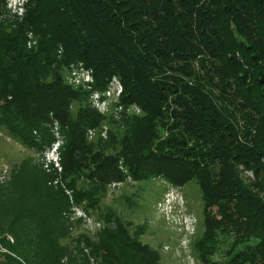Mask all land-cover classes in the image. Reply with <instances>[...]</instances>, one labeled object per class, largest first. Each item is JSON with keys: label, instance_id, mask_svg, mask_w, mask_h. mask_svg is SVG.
Returning a JSON list of instances; mask_svg holds the SVG:
<instances>
[{"label": "trees", "instance_id": "trees-1", "mask_svg": "<svg viewBox=\"0 0 264 264\" xmlns=\"http://www.w3.org/2000/svg\"><path fill=\"white\" fill-rule=\"evenodd\" d=\"M28 1L19 21L0 0V126L37 152L50 146L49 128L59 126L67 142L64 173L94 165L84 173L90 189L77 196L89 207L97 203L95 186L126 176H158L176 186L196 179L204 257L211 254L206 242L221 233L232 239L224 264H264V0ZM28 34L38 38L35 48L27 47ZM79 63L95 87L117 77L121 103L145 111L122 146L120 165L100 153L86 160L84 135L100 118L87 107L70 115L83 93L56 68ZM158 119L166 137L153 144ZM25 200L9 209L11 221L0 232L8 252L2 263L63 264L66 257L64 264H88L87 253L81 258L63 244L64 200L50 189L34 203ZM108 217L96 239L83 238L93 260L158 263L126 225Z\"/></svg>", "mask_w": 264, "mask_h": 264}, {"label": "rangeland", "instance_id": "rangeland-1", "mask_svg": "<svg viewBox=\"0 0 264 264\" xmlns=\"http://www.w3.org/2000/svg\"><path fill=\"white\" fill-rule=\"evenodd\" d=\"M7 2L11 10L18 13L19 21L23 20L29 1ZM27 39V47L35 48L38 38L28 34ZM56 68L65 84L84 94L70 107V115L75 119L78 111L87 107L100 118L99 124L88 129L84 135L91 152H86V160L100 153L104 157L114 158L120 165L118 157L122 146L131 138L134 126L145 116V111L137 104L121 103L123 85L117 77H112L113 84L110 80L105 87H95L91 72L81 63ZM162 124L163 121L159 119L153 122V144H159L166 137ZM49 135L52 138L50 146L37 152L0 126V232L5 233L7 230L11 221L9 209L19 207L14 204L20 198H25L26 204H31L36 202L39 194L50 189L65 203L61 220L68 237L63 240V244L68 245L72 253L81 258V252L87 253L90 258L88 264H98L99 260L97 262L90 257L91 250L83 238L96 239L106 227L108 214L112 215V218L108 217L111 221L118 219L127 226L131 237L157 254V264L226 262L227 246L232 239L224 234L219 233L213 240L210 238L206 242L205 245L211 250L210 255L204 257L200 251L206 227L202 193L196 179L176 186L158 176L141 182H133L126 176L122 182L95 186L99 196L95 198L97 203L89 207L86 200H78L77 196L91 187L84 173H87V168L94 171L93 163L82 164L79 169L71 168L72 173L66 175L63 169V154L67 145L65 135L55 124L49 128ZM122 172L125 174L124 170ZM5 239L13 243V238L8 234ZM2 253L8 252L0 244ZM61 262L66 263V257ZM0 264H3L1 256Z\"/></svg>", "mask_w": 264, "mask_h": 264}, {"label": "built area", "instance_id": "built-area-1", "mask_svg": "<svg viewBox=\"0 0 264 264\" xmlns=\"http://www.w3.org/2000/svg\"><path fill=\"white\" fill-rule=\"evenodd\" d=\"M6 2H7V0H6ZM7 7H8V9H10V11H11L12 13H16V14L18 15V13H17L16 11H12V10H11V8L9 7L8 2H7ZM18 17H19V15H18ZM113 79H114V78H113ZM113 79H111V81H110L111 84L114 83V80H113Z\"/></svg>", "mask_w": 264, "mask_h": 264}, {"label": "clouds", "instance_id": "clouds-1", "mask_svg": "<svg viewBox=\"0 0 264 264\" xmlns=\"http://www.w3.org/2000/svg\"><path fill=\"white\" fill-rule=\"evenodd\" d=\"M19 2V0H13V3Z\"/></svg>", "mask_w": 264, "mask_h": 264}]
</instances>
